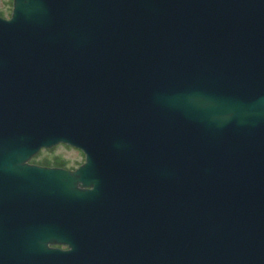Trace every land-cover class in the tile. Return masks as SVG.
<instances>
[{
    "label": "water",
    "instance_id": "water-1",
    "mask_svg": "<svg viewBox=\"0 0 264 264\" xmlns=\"http://www.w3.org/2000/svg\"><path fill=\"white\" fill-rule=\"evenodd\" d=\"M0 264H264V0H12Z\"/></svg>",
    "mask_w": 264,
    "mask_h": 264
},
{
    "label": "rangeland",
    "instance_id": "rangeland-1",
    "mask_svg": "<svg viewBox=\"0 0 264 264\" xmlns=\"http://www.w3.org/2000/svg\"><path fill=\"white\" fill-rule=\"evenodd\" d=\"M12 11V0H0V17L9 19ZM82 152L65 145H58L50 150H42L30 162L35 164H60L66 167L77 166L84 162Z\"/></svg>",
    "mask_w": 264,
    "mask_h": 264
},
{
    "label": "flooded vegetation",
    "instance_id": "flooded-vegetation-1",
    "mask_svg": "<svg viewBox=\"0 0 264 264\" xmlns=\"http://www.w3.org/2000/svg\"><path fill=\"white\" fill-rule=\"evenodd\" d=\"M83 163L78 164L77 166H73V167H66V166H63V165L60 166V164H54V163H52V164H47V163H40V164L37 163V164H35V163L30 162V164H34V165H37V166H40V167L59 168V169H64V170H69V171H73V170L78 169ZM53 246L57 247L59 249H67V246H65V245H56L55 244Z\"/></svg>",
    "mask_w": 264,
    "mask_h": 264
},
{
    "label": "trees",
    "instance_id": "trees-1",
    "mask_svg": "<svg viewBox=\"0 0 264 264\" xmlns=\"http://www.w3.org/2000/svg\"><path fill=\"white\" fill-rule=\"evenodd\" d=\"M61 166V165H60Z\"/></svg>",
    "mask_w": 264,
    "mask_h": 264
}]
</instances>
